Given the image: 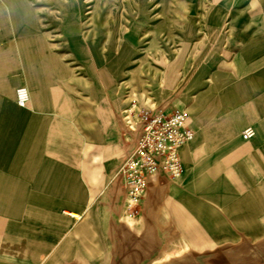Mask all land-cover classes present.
<instances>
[{
	"label": "rangeland",
	"instance_id": "obj_1",
	"mask_svg": "<svg viewBox=\"0 0 264 264\" xmlns=\"http://www.w3.org/2000/svg\"><path fill=\"white\" fill-rule=\"evenodd\" d=\"M14 5L30 34L0 45L49 46L76 89L90 81L93 113L106 103L108 128L92 131L105 170L121 180L145 114L183 113L192 133L180 176L151 179L131 209L126 190L118 207L95 204L103 241L69 264H264V0Z\"/></svg>",
	"mask_w": 264,
	"mask_h": 264
},
{
	"label": "crops",
	"instance_id": "obj_2",
	"mask_svg": "<svg viewBox=\"0 0 264 264\" xmlns=\"http://www.w3.org/2000/svg\"><path fill=\"white\" fill-rule=\"evenodd\" d=\"M14 1L0 0L1 36L30 34L10 21L21 17ZM79 83L43 43L0 45V264L84 259L103 241L95 204L118 207L125 196L92 149V131L108 128L106 103L93 113L91 83ZM19 87L29 91L25 106L16 101Z\"/></svg>",
	"mask_w": 264,
	"mask_h": 264
},
{
	"label": "built area",
	"instance_id": "obj_3",
	"mask_svg": "<svg viewBox=\"0 0 264 264\" xmlns=\"http://www.w3.org/2000/svg\"><path fill=\"white\" fill-rule=\"evenodd\" d=\"M16 101L20 106L29 102V93L25 87L17 88ZM141 120L145 124L136 148L119 170L126 190L128 209L137 205L147 194L150 180L160 173L174 178L182 174L179 150L192 138L187 117L183 113L172 116L159 112L154 115L145 114ZM253 134L252 128H246L243 136L249 139Z\"/></svg>",
	"mask_w": 264,
	"mask_h": 264
},
{
	"label": "bare ground",
	"instance_id": "obj_4",
	"mask_svg": "<svg viewBox=\"0 0 264 264\" xmlns=\"http://www.w3.org/2000/svg\"><path fill=\"white\" fill-rule=\"evenodd\" d=\"M26 88V87H25ZM27 89V88H26ZM27 91H28V89H27ZM28 93H29V91H28Z\"/></svg>",
	"mask_w": 264,
	"mask_h": 264
}]
</instances>
